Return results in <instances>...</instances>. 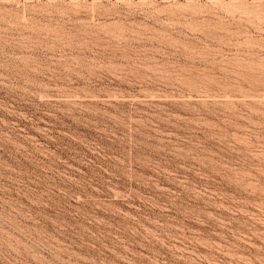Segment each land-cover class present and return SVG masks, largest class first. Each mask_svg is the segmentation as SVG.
I'll return each mask as SVG.
<instances>
[{
  "label": "rangeland",
  "instance_id": "rangeland-1",
  "mask_svg": "<svg viewBox=\"0 0 264 264\" xmlns=\"http://www.w3.org/2000/svg\"><path fill=\"white\" fill-rule=\"evenodd\" d=\"M0 264H264V0H0Z\"/></svg>",
  "mask_w": 264,
  "mask_h": 264
}]
</instances>
